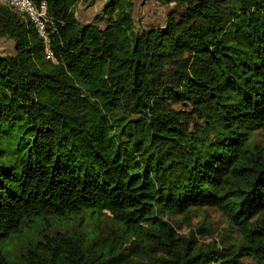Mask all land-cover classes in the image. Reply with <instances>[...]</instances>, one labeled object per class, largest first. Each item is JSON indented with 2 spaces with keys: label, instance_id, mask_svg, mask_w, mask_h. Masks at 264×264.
Wrapping results in <instances>:
<instances>
[{
  "label": "trees",
  "instance_id": "16d2710c",
  "mask_svg": "<svg viewBox=\"0 0 264 264\" xmlns=\"http://www.w3.org/2000/svg\"><path fill=\"white\" fill-rule=\"evenodd\" d=\"M80 1L33 0L54 59L0 4V264H264V0H161L165 24L138 29L133 0L102 25ZM211 208L210 244L171 221Z\"/></svg>",
  "mask_w": 264,
  "mask_h": 264
},
{
  "label": "rangeland",
  "instance_id": "374dc122",
  "mask_svg": "<svg viewBox=\"0 0 264 264\" xmlns=\"http://www.w3.org/2000/svg\"><path fill=\"white\" fill-rule=\"evenodd\" d=\"M106 0H96L90 4L86 0H81L75 7V13L80 23L86 24L93 22L95 18H100L99 23L102 25L104 19V5ZM134 2V18L136 28H149L152 26L164 25L166 15L176 6L174 3L166 4L161 0H133ZM14 51V43L12 39L0 36V54H11ZM259 140L264 146V135L259 134ZM90 223L88 228L99 226L100 222L95 218L89 217ZM106 219V218H105ZM110 220V219H109ZM181 218V216L171 219L177 225L178 232L183 235H189L192 231L198 237L201 244L206 245L217 239L218 235L227 228V221L223 214L215 208L196 211L190 218ZM66 222L56 226V229L66 231ZM84 230L85 227H78ZM92 229V228H91ZM100 229V228H99ZM102 233L104 237L109 235L108 222H102ZM36 232L34 227H26L21 234H17L10 241L3 244V250L7 257L12 261L18 260L28 243ZM96 233H100L97 231ZM102 238V236H101Z\"/></svg>",
  "mask_w": 264,
  "mask_h": 264
},
{
  "label": "built area",
  "instance_id": "2783aa9c",
  "mask_svg": "<svg viewBox=\"0 0 264 264\" xmlns=\"http://www.w3.org/2000/svg\"><path fill=\"white\" fill-rule=\"evenodd\" d=\"M0 4L26 15L30 19L39 35L44 39L47 56L54 59L53 51L50 48L49 32L47 30V27L52 24V21L47 15V4L42 2L37 6L33 0H0Z\"/></svg>",
  "mask_w": 264,
  "mask_h": 264
}]
</instances>
